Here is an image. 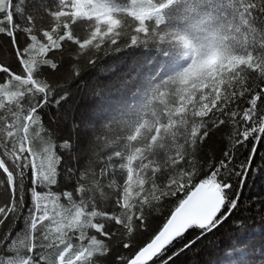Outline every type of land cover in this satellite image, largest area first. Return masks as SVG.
I'll use <instances>...</instances> for the list:
<instances>
[{
    "label": "snow or ice",
    "instance_id": "6c2138e0",
    "mask_svg": "<svg viewBox=\"0 0 264 264\" xmlns=\"http://www.w3.org/2000/svg\"><path fill=\"white\" fill-rule=\"evenodd\" d=\"M131 49L138 98L79 112ZM261 146L264 0H0V264H171L240 208Z\"/></svg>",
    "mask_w": 264,
    "mask_h": 264
},
{
    "label": "trees",
    "instance_id": "16d2710c",
    "mask_svg": "<svg viewBox=\"0 0 264 264\" xmlns=\"http://www.w3.org/2000/svg\"><path fill=\"white\" fill-rule=\"evenodd\" d=\"M150 55L149 51L131 49L100 61L73 89L70 103L79 112L92 115L137 99L130 97L117 77L133 67L139 68ZM234 221L243 223L244 229H238ZM196 235L188 232L168 248L164 258ZM171 264H264V146L257 152L243 186L240 208L217 230L177 255Z\"/></svg>",
    "mask_w": 264,
    "mask_h": 264
}]
</instances>
